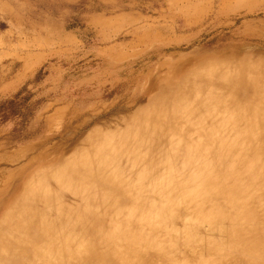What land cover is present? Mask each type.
<instances>
[{"label": "rangeland", "instance_id": "obj_1", "mask_svg": "<svg viewBox=\"0 0 264 264\" xmlns=\"http://www.w3.org/2000/svg\"><path fill=\"white\" fill-rule=\"evenodd\" d=\"M203 61L204 67L200 70ZM193 71L199 72V76L191 77L188 87L190 85L194 87L201 77L203 79L221 75L232 77L231 73L246 75L244 78L249 82V86L246 85L242 88L241 95L245 100L247 99V102L250 99L251 101L254 99V101L247 104L250 107L246 106L247 110L244 108V111L247 112L243 113L241 118H243L242 121L248 120L252 113L256 116L254 112L256 110L257 117L250 127L252 128V124L254 126L259 124L258 127L262 128L261 125H264V96H260V94H264V91H259L264 89V75L263 77H259V75L264 74V0H0V102L22 92L25 96L30 97L29 103H31L30 109L26 110V116L0 117V197L10 190L12 184L18 181L22 182L30 172L38 167L45 169L58 163L60 158L70 160L85 156L83 147L78 146L85 144L83 142L93 133V130L95 132L98 130L97 133L112 131L120 126L124 127L126 121L134 115L143 117L145 114V116L149 114L155 118L164 114L163 122L161 121L164 125L166 120L169 121L165 117L167 114L164 113L168 111L169 114H172V122L171 124L166 122L163 126L165 129L163 134L170 135L172 130L169 132V129L173 127V130L177 129L178 131L182 121L181 126L187 123L185 128H189L190 124L194 126L187 122L185 113L181 112L184 105L180 99L179 91L181 90L174 83H178L182 77L189 76ZM253 75L256 76H254L255 79L252 78ZM250 84L256 88L259 87L258 93L257 89H255L256 92L252 91L253 87L251 88ZM165 91L169 93L166 95ZM256 93L262 100L258 99L259 96H256ZM153 97L158 98L154 106L149 102ZM259 100L263 108L260 104L257 105ZM218 103L217 107L225 110V104L223 105L221 101ZM253 105L256 108L260 107V111ZM250 112L251 114H249ZM167 116L170 119L171 115ZM182 117L186 119L182 120ZM217 117L219 121H216ZM217 117L214 121L216 124H220V119L223 117ZM158 118L161 120V117ZM226 118L230 119L229 116ZM251 119L253 120L254 116H251ZM257 120H260L261 124ZM177 121L180 122L176 124V127L179 126L178 128L174 125ZM236 122H229L231 128H234ZM246 123L247 121L241 122L239 126L244 127ZM169 125H172L171 128H165ZM166 129L169 133H166ZM258 129L256 128V132ZM262 130L264 127L260 129V131ZM184 131L180 127V132L178 131L180 134L173 133L172 137L176 142L180 140L184 145L187 139L196 137L199 139L198 133L190 132L191 136ZM181 132L184 134L182 135ZM249 133L253 137H258V139L254 137L255 144L258 146L259 143L261 146L259 151H254L264 159V153H262L264 144L261 141L264 131L258 135L254 130ZM176 134L179 136L178 138ZM243 134L246 135V130H243ZM183 136L189 138L185 140ZM202 138L199 141L202 142V147L211 143L210 147H214L217 143L214 147L217 149L218 144L220 145L217 137L215 138L218 141L214 137L213 140L210 138L211 141H208L207 136H202ZM250 138L252 139V137ZM251 139L250 141L253 140ZM144 140L140 154L148 158L157 156L160 151V154L166 156L169 147H173L165 142L159 143V137L149 139L144 137ZM203 140L206 142L204 143ZM228 141L230 142L232 139ZM228 147H230L228 144L225 145L227 151L230 150ZM232 151H235L233 154H236L238 149ZM253 154L257 153H251V159H260L258 155L256 158V155L253 156ZM262 159L260 161H263ZM250 163L251 160L247 165L249 166ZM242 168L245 169H243L244 173L241 171ZM242 168L237 174L246 176L248 174L247 166ZM222 169H226V167L223 166ZM108 173L110 172L108 171ZM158 173L170 174L165 170ZM174 179L172 177L171 181ZM245 180L248 182L247 179ZM169 183H171L169 179L165 181V184ZM145 193L146 197L150 195L148 198L154 201L165 198L159 192H157V196L162 195L159 196V199L154 191L151 192L155 193L154 196L150 191ZM175 196L177 201H181L180 198H183V195ZM175 196L173 197L175 198ZM121 197L118 198L124 199L123 196ZM152 197H155L156 200ZM116 198L115 201H117ZM124 201L122 203L119 199L118 204L115 202L114 206L116 204L119 206L121 202V206L113 208L115 211L106 205V209L110 208L111 212L122 217L123 224L127 221L128 208L131 204L126 200L129 204L125 205ZM182 201L181 206L183 207ZM263 201L259 205H262ZM252 202L254 203L252 205H255L257 201ZM256 205L255 207L259 209L260 206ZM263 207L259 209L261 219L264 217ZM123 209L127 210L125 211L126 215L123 213ZM103 210L101 213L105 212ZM109 210L107 209L101 215L102 220L98 218L97 226H92L95 227V234L99 238L97 239L92 234L94 229L91 230V227H89V231H92H90L92 235H88V237L90 236V240L96 238L97 245L101 244L97 251L101 250V253H104L101 248L110 245L118 250L113 248L116 251L114 252H118L117 255L121 257L124 249V247L121 249V246L127 239L122 238L123 242L113 239L117 241L105 244L100 242L99 244V241L112 240L110 232L116 230L114 226H108L109 222H114L116 218L112 217L115 214H110ZM185 211L182 210L183 213H186ZM187 211L195 212L194 209L192 211V208H188ZM185 216L187 214H182V217ZM192 216L191 214L190 219ZM90 220V223L93 224L92 217ZM103 220L108 222V229L102 224ZM133 221L136 225L140 224L141 227L137 226L135 229L134 226L133 228L136 230L135 234L140 232V235L137 234V236L129 238L130 243L123 244L124 246L126 244L139 247L143 251L142 258L144 259L148 255L149 257L146 258L152 260V264H159L164 256L168 258L171 253L173 254L172 250L175 247L178 249L177 255L180 257L184 255L185 260L190 262L189 264H201L200 261H205L200 257L202 254L206 259L216 255L213 252V254H208L211 251L209 250L210 245L207 244L210 239L207 238L219 236V233H216L218 230H213V232L206 223L199 226L198 236L199 233L202 235V239L201 236L199 238L200 240L204 239V244L201 241L202 244L198 245L197 241L192 240L198 239V236L196 238L197 233L195 234L189 229L186 230L182 220L178 223L180 234L177 231L172 232V239H168L171 236L168 232L172 229L168 231L161 227L157 228L159 230L157 231L151 228L154 232L148 233L147 228L150 229V227L146 225L144 228L149 236L141 241L139 238L143 228L142 224L146 223L143 221L140 223L137 217ZM103 229L104 231L101 232ZM247 231L249 229L241 232L242 237ZM155 232L158 234H154ZM101 234L105 238H102ZM250 234L257 235V233ZM138 236L139 238H137ZM176 236H179V241L174 240ZM148 237H150L149 240ZM249 237L255 238L252 235ZM137 239L141 245L137 243ZM172 240L173 242L178 241V243L176 242L178 245H173L174 243L170 242ZM118 241L121 243L119 249L117 248V245H120ZM87 242H84L86 246H83V242L80 243L82 245L79 246H83L81 250L84 253L80 250L78 254L80 252L82 255L85 254L84 248L91 249ZM191 242L196 243L192 244ZM202 249H204L203 252ZM153 254L157 257L156 259L152 256ZM109 258L112 260L110 262L112 264L115 262L117 264L124 259L121 257L118 261L116 257L114 261L112 257ZM228 258L230 261V257ZM143 259H137V261L141 264L149 263L146 262L148 259ZM231 262L234 263L233 260ZM231 262L229 264H232ZM106 263L109 264L108 261ZM166 263L165 259V262L163 261L161 264Z\"/></svg>", "mask_w": 264, "mask_h": 264}, {"label": "bare ground", "instance_id": "obj_2", "mask_svg": "<svg viewBox=\"0 0 264 264\" xmlns=\"http://www.w3.org/2000/svg\"><path fill=\"white\" fill-rule=\"evenodd\" d=\"M204 64L203 61L200 65V70H202ZM198 73L197 71H193L189 76L185 75L182 77L178 83H174L181 90L179 91L180 99L184 103L181 112L185 113V117L188 119L187 122L194 125L191 126L190 124L189 128H185L187 127L185 126L187 123L181 126L182 121L180 127L187 134H190V132L198 133L199 139L197 137L187 139L189 137L183 136V139H187L184 145L181 144L180 140L176 142L172 136L173 133L180 134V127L178 125L179 132L177 129H174V131V127L171 128L172 125H169L165 128L169 129L170 127L169 132L172 130L171 134H163L165 133L163 126L166 122L168 124L172 122V114H169V111L164 112L167 115H171L170 119L165 115L169 121L166 120L164 125L162 123L164 114L158 116L161 117V120L158 117H151L152 115L149 116V114L148 116H145V114L143 117L134 115L130 120L127 119L128 121H126L124 127L120 126L115 130L105 131V133H97L98 130L96 132L93 130V133L83 142L85 144L78 146L83 147L85 156L82 155L70 160L60 158L58 163L50 165L45 169L38 167L30 172L22 182L18 181L12 184L10 190L0 197V264H107L106 261L112 264L110 263L112 260L109 257H112L114 261L116 257L118 261L121 257L122 259L124 258V262L119 261L117 264H141L137 259H143L141 256L143 251L134 245L125 244L124 246L123 244L130 243L128 239L140 233L137 232L135 234L136 227L140 226V224H134L135 221L133 220L136 217L140 220V223L142 221L146 223L142 224L143 228L140 238L139 236L137 237L140 241L141 239H147L146 236H149L148 233L150 231L151 233L154 232L151 228L157 230V228L163 227L168 231L172 229L168 232L170 235L174 231L178 232L180 230V225L178 224L180 220L183 221V226L186 230L189 229L195 234L197 233L196 238L199 226L202 223L203 225L206 223L212 231L218 230L216 233L218 232L219 236L209 238L207 235V239L210 240H206L211 242L212 239L211 243L207 242L210 248L208 245L206 248H209L211 251L208 252L207 250L208 254L214 253L216 255L209 259H206L203 254V256L200 255L201 259H205V261H198L201 264H229L232 260L234 261V263L231 262L232 264H264V217L261 219L259 216L261 212L259 209L264 205V201L262 205H259L264 200V159L259 157L261 155L256 152L259 151V147L261 146L259 143L258 146L255 144L257 136H254V138L249 133L254 130L255 134H260L264 131H260L264 125H261L263 127L259 128L257 120V126L252 124V128L250 127L257 117L256 110L254 111L256 116L254 113L249 116L252 112L251 110L246 115L247 117L249 116L248 120L244 119L242 121L241 115L247 112L244 111L247 107H250L247 104H251L254 101V99L252 101L250 99L247 102V99L245 100L241 95L242 88L246 85L249 86V82L244 78L246 75L241 76L231 73L232 77L226 75L205 79L201 77L194 87H191V85L188 87L191 77L199 76ZM263 75L260 74L259 77H263ZM256 76L259 79L258 75ZM250 86L251 88L253 87L252 91L257 89L258 93L259 87L256 88L252 84ZM261 91L263 92L264 89L259 92ZM188 92L191 93L188 94ZM164 93L167 95L169 92L165 91ZM261 94L260 96H264L263 93ZM256 96H259V94ZM260 96L258 99H260ZM157 100L158 98L153 97L149 102L154 106ZM220 101L223 105L225 104V110L217 107ZM260 103L261 101L257 105ZM263 105H261L262 108ZM259 108L256 109L259 110ZM260 113L262 114V112ZM217 116L223 117L220 119V124H216L214 121ZM227 116L230 119H227ZM251 116H254L253 120ZM181 119L185 120L186 118L183 119L182 117ZM245 120L247 121L245 126H239L241 122H246ZM216 121H219V119ZM235 121L237 122L234 128H231L229 122L234 123ZM258 122L260 123V120ZM179 123L178 121L174 123L175 127ZM256 128H259L258 131L260 132H256ZM243 130H246V135L243 134ZM169 132L167 131L166 133ZM168 136H170L169 139ZM202 136H207L209 138L208 141H211L210 138L213 140V137H217L220 141L219 147L214 149L217 145L216 142L214 147H210L212 143L207 144L209 147H202V142H199ZM259 136L261 137V135ZM144 137L147 139L159 137V143L165 142L173 147H169L166 156L160 154V151L157 156L148 158L140 154L141 146L144 145L145 141ZM231 139L232 141L229 142L228 140ZM261 139L264 144V137L262 136ZM215 140L218 141L216 138ZM252 142H254L255 148ZM227 144L230 146L228 147L229 151L225 149V145ZM234 149H238L236 154H233L235 151L232 150ZM254 152L257 154H253V156L256 155V158L259 157L263 161L251 159L250 155ZM262 153L264 152L262 151ZM250 160L251 163L248 166L247 164ZM220 166H225L226 169H222ZM245 166H247L246 171L248 174L246 176L245 174L242 176L237 174ZM243 169L241 171L244 173L245 169ZM163 170L169 171L170 174L162 175L158 173ZM171 175L177 181L175 179L173 180L174 182L171 181ZM114 178L116 179L114 180ZM168 179L171 183L165 184V181ZM147 191H150V193L156 192V196L158 195L157 192H159L165 198L163 197V199L157 201L155 197H152L156 200L154 201L149 199V193L147 194L149 198L145 196V192ZM154 194L152 195L154 196ZM175 195H179V197L183 195V198H180L181 201L183 199V207L181 206V201L176 200ZM121 196L124 199L126 198L125 201L121 199ZM159 196H157L158 199ZM115 198L118 202L119 199L121 202L124 201L125 205L131 202L128 208L129 215H127V221L123 224L122 217L120 215L117 216L116 213L109 210L110 208H107L111 212L110 214H115L112 217H116L114 222H109L108 226H114L116 230L110 232V239L112 240L99 241V244L100 242L102 244L106 242L115 243L117 240L114 241L113 239H127L126 242L121 240L123 246L118 241L120 245H117V248L119 249L121 246L122 249L124 247L121 253L122 256L120 255L121 257L117 255L118 252L115 253L117 249L114 246L102 247L101 249L104 250V253H101V250L97 251L100 249L101 244L97 245L98 241L96 242V238L98 239L99 237L95 234V227H92L98 225L96 224L99 221L98 218L107 210L106 205L107 207H112V210L116 206H121V202L119 206L117 205L118 203L115 201ZM255 198L261 201L259 202ZM112 200L117 203L116 206H114L115 202ZM252 201H257L256 204L260 206L259 209L255 207L256 204L252 205L254 204ZM112 202L114 203L113 205ZM122 205L124 206V204ZM188 208H192V211L194 209L195 212L187 211ZM103 209L105 212L101 213ZM183 209L184 211L186 210V213L182 212ZM125 211L127 210H124L123 213ZM189 213L193 215V218L191 217L190 219L191 214L188 215ZM182 214H187V216L182 217ZM91 217L93 224L90 223ZM107 223L104 220L102 221V224L106 227ZM146 225L150 227V229L147 228L148 233L144 228ZM134 226L135 229H133ZM89 227H91V230L94 229L92 234L96 236L95 240H90V236L88 237V235H92L90 234L91 230L89 231ZM209 227L206 228L209 229ZM248 229L249 231L242 237L241 232H245ZM137 230L139 229L137 228ZM103 231L104 229L101 232ZM259 231L260 233H258ZM156 233L158 234V232L154 234ZM250 233H257V235ZM175 235L178 234L175 233ZM249 235L255 238H251ZM172 236H169L170 238L168 237V239H172ZM200 236L202 239L200 233L197 240L192 239L197 241L198 245L202 244L201 241L204 240H200ZM178 237L176 236L174 240H178ZM102 238L105 237L102 235ZM149 239L150 237H148ZM139 240L137 239V243L141 245ZM87 241L91 249L84 248L85 254L82 255L84 251L82 252L81 249H83V246H86L85 243ZM131 241L134 240L131 239ZM178 241L176 242L178 243ZM82 242L84 245L80 247L79 245H82L80 244ZM160 242L162 241L160 240ZM170 242L174 243L173 245H178L173 240ZM155 243H157L156 240ZM195 243L193 242L192 244ZM72 246L75 247L73 248ZM176 248L172 250L173 254L171 253L168 258L164 256L162 262H165L166 259V264H189L190 262L185 260L186 257L184 255L183 257L177 255L178 249ZM80 250L82 253L78 254ZM198 250L201 251L200 249ZM101 254L102 256H100ZM114 256L116 257L114 258ZM146 257L143 260L148 259ZM227 257H230V261H228L229 258L227 259ZM75 258L76 260H74ZM155 259H153L154 262ZM77 260L78 262H76ZM151 261L148 259L146 262L152 264L153 262L151 263Z\"/></svg>", "mask_w": 264, "mask_h": 264}, {"label": "trees", "instance_id": "obj_3", "mask_svg": "<svg viewBox=\"0 0 264 264\" xmlns=\"http://www.w3.org/2000/svg\"><path fill=\"white\" fill-rule=\"evenodd\" d=\"M29 96L20 92L12 98L0 102V117L8 118L13 115L26 116V110L30 109Z\"/></svg>", "mask_w": 264, "mask_h": 264}]
</instances>
